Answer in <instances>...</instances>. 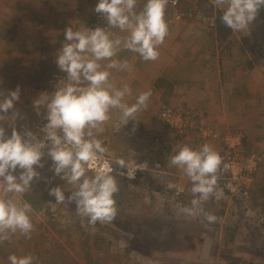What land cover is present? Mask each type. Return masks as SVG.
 <instances>
[{
  "label": "rangeland",
  "instance_id": "374dc122",
  "mask_svg": "<svg viewBox=\"0 0 264 264\" xmlns=\"http://www.w3.org/2000/svg\"><path fill=\"white\" fill-rule=\"evenodd\" d=\"M188 4L190 10L183 13L180 9L181 19L190 20L194 27L215 30V20L221 13L214 8L211 0H196ZM59 5H64L63 9L67 12L63 14L65 16L76 11L67 0H0V92L7 95L9 91L20 88V100L14 106L19 113L16 128L21 132L29 130L37 136L42 135L40 129L46 123V113L41 109L40 115H37L32 108V101L40 93L52 94L58 82L66 77L55 64L56 54L64 41L65 29L72 25L73 30L100 27L95 15L94 20L89 15L83 19H70V24L67 20L61 21ZM197 16L201 17V21L208 20L207 26L198 24ZM174 27L171 24L168 30ZM233 35L236 46L251 50L255 53L256 61L259 60L260 65L264 64V8L258 11L248 32H235ZM102 63L106 64L107 61ZM111 71H118L116 78H109L117 82H111L115 88L127 86L133 90L130 85L121 84L118 78L121 74L128 75L127 68ZM125 102L132 104L135 101L127 97ZM145 110L150 111L147 106ZM161 113L144 119L136 117V121H129L124 126L121 112L112 110L110 119L103 125L104 132L98 138L108 151L97 161L95 168L88 169L87 174L94 175L105 163L113 168L111 175L115 177L119 188L114 197L117 214L108 223L91 225L87 218L78 215L74 203L56 204L54 197L48 195L49 189L59 186L67 198L74 187L50 171L51 161L46 155L47 149H44L45 167L36 168L40 177L34 180L29 191L17 197L19 202L31 205L32 212L29 215L33 230L29 236L17 232L4 233L0 237V264H9L8 257L11 255H32L35 264H243L234 256L231 229L225 231L229 249L224 251V256L217 253L218 243L222 242L219 237L222 227H228L235 219L240 227L251 231V239L255 243L241 245L250 251L248 264H264V226L260 222L261 218L264 219V193L259 191L258 195L253 190L255 186L264 189V173L260 175L264 168V134L258 135L260 140L254 141H261L262 145H254L253 148L251 144L244 148L242 144L241 147V153H252L259 160L249 204L254 212L236 203H229L228 197L221 194V163L216 190L201 205L204 213L217 217L214 223L209 224L203 214L187 216L180 212L181 208L190 206L192 185L189 181L185 182V175L180 169L170 166L169 159L178 146L185 145L183 141L192 148L190 143H193L194 138L201 145L211 143L209 145L213 149L218 148V143L221 147L217 153L222 159L224 133L214 131L217 138L203 143L193 129L184 135L166 129ZM6 115L10 117L11 113ZM0 124L10 134L9 123ZM233 132L228 131L224 137ZM117 159L125 161L124 168L115 163ZM173 175L182 178V182H174ZM5 195L12 194L0 191V196ZM26 195L36 197L28 199ZM167 226L172 228V236L170 231L166 233ZM153 243L155 246H151ZM153 248L158 249V253L151 250Z\"/></svg>",
  "mask_w": 264,
  "mask_h": 264
},
{
  "label": "clouds",
  "instance_id": "9594fccd",
  "mask_svg": "<svg viewBox=\"0 0 264 264\" xmlns=\"http://www.w3.org/2000/svg\"><path fill=\"white\" fill-rule=\"evenodd\" d=\"M220 10V20L232 32L244 33L264 8V0H211ZM168 0H145L143 8L136 11L137 0H97L95 13L100 14L106 27L64 31V41L58 50L55 64L66 74L52 94L40 93L32 101L37 115L44 109L46 123L41 136L29 130L16 128L19 113L15 104L20 100V88L0 92V122H8L11 132L0 124V191L11 196H0V237L4 233H21L29 236L33 230L30 219L31 205L19 202L18 196L32 188L40 177L36 168H44V157L51 161L50 171L59 176L74 191L66 198L65 191L57 186L49 189L56 204H75L81 217L91 225L111 222L117 214L115 194L119 191L111 173L113 168L105 163L92 176L88 169L107 153L98 138L103 125L110 119L112 110L121 112L122 123L136 121V114L147 106L151 92H144L132 104L126 98L132 95L129 87L115 88L109 80L108 69L122 70L126 63L113 59L125 49L136 53L143 61L159 58V47L168 36L165 12ZM118 29L124 36H115ZM107 61L106 64L102 63ZM8 113H11L9 117ZM135 131V129H133ZM169 159L170 166L180 169L191 182L190 206L180 212L187 216L204 215L209 224L217 217L203 212L202 202L215 192L217 173L222 159L207 143L199 149L178 146ZM115 163L125 167L123 159ZM9 264H35L32 255L8 257Z\"/></svg>",
  "mask_w": 264,
  "mask_h": 264
},
{
  "label": "crops",
  "instance_id": "0c3cea01",
  "mask_svg": "<svg viewBox=\"0 0 264 264\" xmlns=\"http://www.w3.org/2000/svg\"><path fill=\"white\" fill-rule=\"evenodd\" d=\"M67 2L74 5L76 11L65 16L63 14L67 12L63 9L64 5H59L61 21L67 20L68 23L70 19H83L84 16L89 15L94 20L93 11L97 0H67ZM144 2L136 6V11L142 10ZM189 5H181V11L184 13L190 10ZM166 12L165 17L172 11L166 9ZM195 18L198 24L207 26L208 20L201 21L200 16ZM189 21L181 19L172 23L175 27L169 30L164 43L159 47V58L155 61H143L138 54L125 49L119 50L113 57L127 64L128 75L121 74L118 78L121 84L125 83L124 85L133 88L130 101H135L141 93L151 92L147 102L150 111H146V107L142 108L136 117L144 119L146 116L158 115L166 108L192 111L202 117L203 124L207 128H211L213 132L219 130L224 133L222 137L228 131L239 130L243 135L244 148H248L251 144L253 148L254 145H262L261 141L258 143L254 141L260 140L257 136L264 134V64L260 65L259 60L256 61L255 53L251 50L236 46L233 41L235 32L231 31L227 36L221 37L216 29L194 27ZM92 29H95V26ZM111 31L115 36L126 35L118 29ZM253 37L255 39V34ZM235 38L238 36L235 35ZM108 71L111 74L110 80L114 79L112 77H117L118 71L111 69ZM186 138L187 136L184 139ZM195 139L190 143L194 150L202 146ZM183 142L189 146L188 142ZM216 146L218 148L214 150L220 152L221 146L218 143ZM263 173L264 168L260 175L263 176ZM172 178L174 182H182V178L178 176L173 175ZM185 180V182L189 181L186 176ZM174 188L179 190L176 186ZM253 190L258 195H260L259 191H262L261 194L264 193L262 186H255ZM188 194L191 196L192 193ZM238 223L235 219L228 227L224 229L222 227V233L219 234L222 242L218 243L217 253L224 256V251L229 249L230 244L225 231L231 229L234 235V245H232L234 256L243 261V264H248L250 251L241 245L255 243L251 239V231L240 227ZM218 259L224 261L219 257Z\"/></svg>",
  "mask_w": 264,
  "mask_h": 264
},
{
  "label": "built area",
  "instance_id": "2783aa9c",
  "mask_svg": "<svg viewBox=\"0 0 264 264\" xmlns=\"http://www.w3.org/2000/svg\"><path fill=\"white\" fill-rule=\"evenodd\" d=\"M145 0H137V5H141ZM196 0H168L166 9L172 10V14L166 18L168 27L176 20H181L182 13L180 6ZM96 20L100 22L101 28L106 27V23L100 14L94 13ZM200 116L195 115L192 111L163 109L161 118L165 126L173 133L184 135L189 130H195L199 134L200 140L205 143L208 140L216 139L211 128L203 125ZM205 126V127H204ZM200 128V129H199ZM216 137V138H215ZM243 135L240 131H234L231 134L222 137V178L220 192L228 197L229 203H236L247 208L252 199V186L255 181L258 158L255 155L248 157L242 156ZM264 226V219H260Z\"/></svg>",
  "mask_w": 264,
  "mask_h": 264
},
{
  "label": "trees",
  "instance_id": "16d2710c",
  "mask_svg": "<svg viewBox=\"0 0 264 264\" xmlns=\"http://www.w3.org/2000/svg\"><path fill=\"white\" fill-rule=\"evenodd\" d=\"M263 14V13H262ZM220 14H218V16H217V18H216V21H215V23H216V31H217V33H219V35L221 36V37H224V36H227L230 32H231V29H229V28H227L225 25H223V23L221 22V20H220ZM220 37V38H221ZM166 127V129L168 128V126H165ZM242 141H244L243 139H242ZM250 155H252V153H248V154H244V153H242V156H244V157H248V156H250ZM254 183H256V179H255V181H254ZM253 185H255V184H253ZM252 194V193H251ZM27 196V198L28 199H34L36 196H30V195H26ZM248 207V211H250V210H254L253 209V207H250L249 205L247 206ZM168 227V229H166L165 228V230H168V232H166L167 234L169 233V231H170V235L172 236V228H170L169 226H167ZM151 246H155V243H153ZM151 250H153L154 252H157L158 251V249H151ZM158 253V252H157Z\"/></svg>",
  "mask_w": 264,
  "mask_h": 264
}]
</instances>
